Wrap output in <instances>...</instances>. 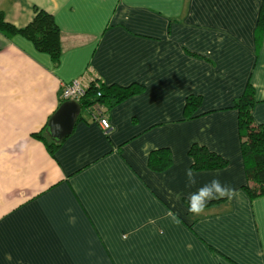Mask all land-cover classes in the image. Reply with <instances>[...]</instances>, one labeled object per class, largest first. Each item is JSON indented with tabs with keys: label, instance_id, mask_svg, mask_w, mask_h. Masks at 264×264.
Instances as JSON below:
<instances>
[{
	"label": "crops",
	"instance_id": "crops-1",
	"mask_svg": "<svg viewBox=\"0 0 264 264\" xmlns=\"http://www.w3.org/2000/svg\"><path fill=\"white\" fill-rule=\"evenodd\" d=\"M262 2L0 0L19 29L37 10L53 15L62 44L54 60L20 34H0V264H264V196L243 189L238 112L230 108L251 83L254 120L264 124ZM80 78L144 90L108 106V133L81 112L52 154L35 134L47 126L50 136V119L66 102L62 86ZM191 95L202 106L185 119ZM146 143L154 146L147 156ZM193 144L228 166L193 170ZM161 148L173 163L155 172L148 158ZM212 179L238 197L191 215L188 194Z\"/></svg>",
	"mask_w": 264,
	"mask_h": 264
},
{
	"label": "trees",
	"instance_id": "trees-1",
	"mask_svg": "<svg viewBox=\"0 0 264 264\" xmlns=\"http://www.w3.org/2000/svg\"><path fill=\"white\" fill-rule=\"evenodd\" d=\"M0 34L9 39L20 34L34 43L39 51L49 54L54 60H58L62 54L60 28L53 15L44 10H37L30 24L20 29L8 23L4 12L0 11ZM256 34L260 42L264 35V0L260 8ZM143 90L144 86L138 83L127 87L108 86L102 79L97 78L91 81L79 104L81 112L90 113L95 108L102 107L105 115L108 106L122 103L142 93ZM256 103L255 88L251 83H248L244 93L230 107L238 112V131L242 139L243 162L248 179V183L243 189L251 199L264 196V124H257L254 120L253 109ZM201 106L202 98L200 96H189L184 109L185 119L197 117ZM35 137L42 140L52 154L63 141L52 139L48 135L47 126L40 133L35 134ZM188 155L193 160L192 169L196 171L219 170L228 166V160L223 156L198 144H193L190 147ZM172 163V152L168 148L154 150L148 158V166L155 172L165 171ZM211 203H208L207 206Z\"/></svg>",
	"mask_w": 264,
	"mask_h": 264
},
{
	"label": "clouds",
	"instance_id": "clouds-1",
	"mask_svg": "<svg viewBox=\"0 0 264 264\" xmlns=\"http://www.w3.org/2000/svg\"><path fill=\"white\" fill-rule=\"evenodd\" d=\"M149 147L154 146H150L146 143L142 149L146 156L148 155L147 149ZM186 177L188 187H193L196 185L197 181L192 169L186 170ZM238 195L239 193L236 189L227 185H223L218 179H212L209 183L197 188L195 192L188 194L187 211L193 216H201L204 214L205 208L210 201L220 199L232 200L237 198ZM169 215H171V213H169Z\"/></svg>",
	"mask_w": 264,
	"mask_h": 264
},
{
	"label": "water",
	"instance_id": "water-1",
	"mask_svg": "<svg viewBox=\"0 0 264 264\" xmlns=\"http://www.w3.org/2000/svg\"><path fill=\"white\" fill-rule=\"evenodd\" d=\"M80 113L81 107L76 102L63 103L49 122L48 131L52 139L60 141L70 135Z\"/></svg>",
	"mask_w": 264,
	"mask_h": 264
},
{
	"label": "built area",
	"instance_id": "built-area-1",
	"mask_svg": "<svg viewBox=\"0 0 264 264\" xmlns=\"http://www.w3.org/2000/svg\"><path fill=\"white\" fill-rule=\"evenodd\" d=\"M90 83L91 81L80 78L72 81L69 84H64L60 91L61 99L63 101L76 102L77 104H80L86 94V90L89 88ZM90 113L96 120H98L102 129L108 133L111 129V125L108 118L103 114V108L97 107L93 110V112Z\"/></svg>",
	"mask_w": 264,
	"mask_h": 264
}]
</instances>
